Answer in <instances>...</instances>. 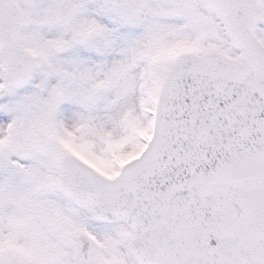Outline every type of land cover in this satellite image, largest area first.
Wrapping results in <instances>:
<instances>
[{
  "label": "snow or ice",
  "instance_id": "snow-or-ice-1",
  "mask_svg": "<svg viewBox=\"0 0 264 264\" xmlns=\"http://www.w3.org/2000/svg\"><path fill=\"white\" fill-rule=\"evenodd\" d=\"M0 264H264V0H0Z\"/></svg>",
  "mask_w": 264,
  "mask_h": 264
}]
</instances>
